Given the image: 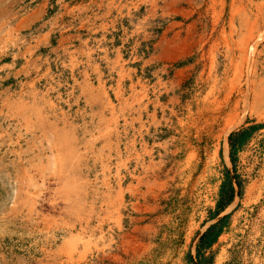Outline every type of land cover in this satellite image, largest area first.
Wrapping results in <instances>:
<instances>
[{
	"label": "rangeland",
	"instance_id": "374dc122",
	"mask_svg": "<svg viewBox=\"0 0 264 264\" xmlns=\"http://www.w3.org/2000/svg\"><path fill=\"white\" fill-rule=\"evenodd\" d=\"M259 33L264 0H0V264H197L224 217L205 263L264 264Z\"/></svg>",
	"mask_w": 264,
	"mask_h": 264
},
{
	"label": "trees",
	"instance_id": "16d2710c",
	"mask_svg": "<svg viewBox=\"0 0 264 264\" xmlns=\"http://www.w3.org/2000/svg\"><path fill=\"white\" fill-rule=\"evenodd\" d=\"M254 130L255 127H249L246 129H241L237 132H233L228 136L229 159L232 163L234 162L238 151L243 147V145H245ZM234 194L235 189L232 184V180L226 172L225 179L220 186L216 208L213 212H210L209 220L215 219L221 212L225 210L226 207L232 203ZM225 220L226 218L224 217L220 221L210 225L199 237L195 248V259L197 264H206L205 262H207V258L204 254L216 242L221 232V225Z\"/></svg>",
	"mask_w": 264,
	"mask_h": 264
},
{
	"label": "bare ground",
	"instance_id": "6f19581e",
	"mask_svg": "<svg viewBox=\"0 0 264 264\" xmlns=\"http://www.w3.org/2000/svg\"><path fill=\"white\" fill-rule=\"evenodd\" d=\"M262 37H264V34H258L256 37H255V39H254V41H253V43L252 44H250V45H248V50H249V54H251L252 53V51H254V46H255V44L257 43V42H259L261 39H262ZM252 42V41H251ZM247 54H248V51H247ZM252 55V54H251ZM250 56V55H249ZM249 61V60H248ZM247 62V59L245 60V63ZM246 99H247V97H246ZM245 99V100H246ZM245 103H246V101H245ZM109 104V103H108ZM236 106H238V104L236 105ZM217 109V108H216ZM215 109V110H216ZM219 110V109H218ZM222 110V109H221ZM220 111V110H219ZM218 111V112H219ZM232 111V110H231ZM235 111H236V109H235ZM230 112V111H229ZM216 114H217V112H216ZM221 114V113H220ZM219 114V115H220ZM231 114V113H230ZM232 114H234V112L232 113ZM236 114V113H235ZM222 115V114H221ZM224 116H226L225 114H224ZM223 116V117H224ZM234 116V115H233ZM219 118H220V116H218ZM214 118H217V117H214ZM231 118V117H230ZM216 120V119H215ZM233 121V120H232ZM230 123H232L231 121H226V126H230ZM225 124V123H224ZM231 127V126H230ZM229 128V127H228ZM227 158V157H226Z\"/></svg>",
	"mask_w": 264,
	"mask_h": 264
}]
</instances>
